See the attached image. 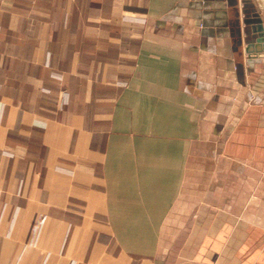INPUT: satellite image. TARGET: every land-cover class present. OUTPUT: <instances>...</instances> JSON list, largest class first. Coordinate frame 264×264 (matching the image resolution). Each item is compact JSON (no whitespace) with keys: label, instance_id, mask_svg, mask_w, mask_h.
I'll use <instances>...</instances> for the list:
<instances>
[{"label":"crops","instance_id":"1","mask_svg":"<svg viewBox=\"0 0 264 264\" xmlns=\"http://www.w3.org/2000/svg\"><path fill=\"white\" fill-rule=\"evenodd\" d=\"M243 11L0 0V264H264Z\"/></svg>","mask_w":264,"mask_h":264},{"label":"water","instance_id":"2","mask_svg":"<svg viewBox=\"0 0 264 264\" xmlns=\"http://www.w3.org/2000/svg\"><path fill=\"white\" fill-rule=\"evenodd\" d=\"M252 7L247 11L246 7ZM244 27L239 28L238 46L243 47L249 56L264 57V0H243ZM244 64H239V72L242 74Z\"/></svg>","mask_w":264,"mask_h":264},{"label":"rangeland","instance_id":"3","mask_svg":"<svg viewBox=\"0 0 264 264\" xmlns=\"http://www.w3.org/2000/svg\"><path fill=\"white\" fill-rule=\"evenodd\" d=\"M252 7V5L248 4L247 7H246V10L248 11L250 8ZM251 71L253 72L255 69V67L258 65V62L254 59L251 60ZM244 71H245V66L242 67V74H243V80H244Z\"/></svg>","mask_w":264,"mask_h":264}]
</instances>
